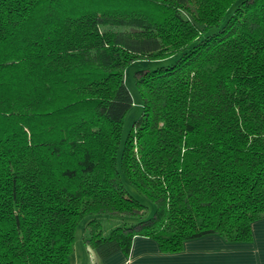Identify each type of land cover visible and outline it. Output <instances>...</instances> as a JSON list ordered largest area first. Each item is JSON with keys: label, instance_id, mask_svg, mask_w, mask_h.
I'll return each instance as SVG.
<instances>
[{"label": "trees", "instance_id": "trees-1", "mask_svg": "<svg viewBox=\"0 0 264 264\" xmlns=\"http://www.w3.org/2000/svg\"><path fill=\"white\" fill-rule=\"evenodd\" d=\"M171 57L135 72L142 111L121 142L125 68ZM100 215L139 221L105 234ZM85 219L99 260L136 235L162 253L208 235L252 241L264 0H0V264H70Z\"/></svg>", "mask_w": 264, "mask_h": 264}, {"label": "crops", "instance_id": "crops-1", "mask_svg": "<svg viewBox=\"0 0 264 264\" xmlns=\"http://www.w3.org/2000/svg\"><path fill=\"white\" fill-rule=\"evenodd\" d=\"M92 263L264 264V219L252 224V241L247 243H226L217 235H208L184 242L179 252L162 253L154 239L136 235L127 253L118 251L103 260L95 256Z\"/></svg>", "mask_w": 264, "mask_h": 264}, {"label": "rangeland", "instance_id": "rangeland-1", "mask_svg": "<svg viewBox=\"0 0 264 264\" xmlns=\"http://www.w3.org/2000/svg\"><path fill=\"white\" fill-rule=\"evenodd\" d=\"M106 28L108 27H104L103 29H106ZM111 29L126 30L127 28L111 27ZM127 30H129V28ZM175 60H176V57L166 58L163 60L141 59V60H135L134 62L130 63L125 68L124 81L132 97V106L126 113L123 119V122H122L121 142L124 141L127 134L132 128L133 122L140 117V114L142 111V102L138 95V92L135 86V81H134L135 72L138 70H152L158 67L168 66L172 64ZM119 153H120V146H119V151L117 154V159L119 157ZM118 169H119V163H118ZM120 178H121L123 186L130 193L134 194V196H136L144 204L148 205V210L146 211V215L144 218L151 216L152 211H153V206L151 204H148L146 200H144L143 197L136 195V193L131 188L130 184L124 178L122 174H120ZM97 219L102 224V228L105 234L109 231V228H111L112 226L120 222H123V223H134L135 222L136 223L139 221L137 217L114 216V215H100L99 217H97ZM86 222H87V219L83 220L76 228V231L74 234L73 251L70 256V264H89V263H92L93 259L95 260V256L93 255L94 253L83 242L85 236H87L89 233V228H87Z\"/></svg>", "mask_w": 264, "mask_h": 264}]
</instances>
